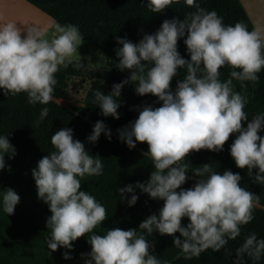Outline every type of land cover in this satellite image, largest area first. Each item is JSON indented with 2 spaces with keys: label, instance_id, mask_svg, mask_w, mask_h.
I'll use <instances>...</instances> for the list:
<instances>
[{
  "label": "clouds",
  "instance_id": "obj_1",
  "mask_svg": "<svg viewBox=\"0 0 264 264\" xmlns=\"http://www.w3.org/2000/svg\"><path fill=\"white\" fill-rule=\"evenodd\" d=\"M172 0H148L154 13L163 10ZM195 11L184 18L164 19L159 28L144 34L133 43L126 37H115L116 68L129 75L114 83L108 94L95 92L101 115L119 118L121 88L135 85L137 95L151 94L159 107L144 105L134 121L117 129L118 140L129 149L136 143L147 144L143 156L151 159L152 170L146 182H136L117 189L123 202L125 194L138 188L149 198L162 201L157 212L144 218L137 228L112 227L103 234L93 230L106 219V209L89 191L81 190V179L103 174L102 158L91 155L85 143L73 137V130L62 127L50 137L53 150L43 155L33 167L31 177L37 199L47 204L48 230L46 246L72 248V241L87 234L90 251L84 264H167L152 252L153 243L146 239L153 232L172 236V245L187 258L198 257L206 249L219 251L227 241L235 239L241 226L253 219V209L262 207L260 196L242 187L241 175L230 169L214 170L209 163L194 167L196 182L182 188L188 179L189 162H183L192 151L206 149L220 152L233 134L229 155L239 169L255 170L254 181L264 184V112L250 119L244 110L248 96L236 91L233 81L255 84L264 68V32L249 30L243 22L225 24L215 10H206L197 0H185ZM23 33V35H22ZM183 38L188 58L177 50ZM82 36L77 25H53L49 34L35 26L20 28L14 21L0 23V91L16 95L25 93L29 104L46 105L54 99L55 73L74 63H81L78 46ZM228 66V78L221 80V69ZM185 75L177 79L174 89L170 82L177 71ZM49 109L43 107L36 121L43 120ZM101 133L111 139V130L97 120L86 142L95 143ZM15 155L7 135H0V169L10 168L5 155ZM177 189H179L177 191ZM19 195L10 187L0 190V210L11 215ZM138 199L130 195L129 207ZM182 218L188 223L181 224ZM139 230V231H138ZM179 233V236L173 234ZM264 254V238L249 233L236 249L235 264L243 256L258 261ZM70 259L69 252L62 253Z\"/></svg>",
  "mask_w": 264,
  "mask_h": 264
},
{
  "label": "trees",
  "instance_id": "obj_2",
  "mask_svg": "<svg viewBox=\"0 0 264 264\" xmlns=\"http://www.w3.org/2000/svg\"><path fill=\"white\" fill-rule=\"evenodd\" d=\"M42 13L61 25L71 23L77 25L86 43L95 50L103 53L108 60L117 63L115 49L120 47L115 37H126L133 43L138 42L144 34L155 32L164 19L173 16L184 18L195 11L193 6L185 0H172L160 13H154L148 7V0H25ZM199 6L206 10H215L223 18L225 24L243 22L249 30L254 29L239 0H197ZM177 50L188 58L183 38L177 41ZM60 68L55 73L57 81L54 86V99L42 105L29 104L26 94H5L0 91V135H7L10 144L14 146L15 155L4 159L10 168L0 169V190L10 187L15 190L20 199L11 215L0 210V264H64L83 257L90 251L87 234L72 241L71 249L58 247L50 251L46 246L48 230L45 227L46 218L50 215L47 204L37 199L36 188L31 177V169L37 161L53 150L50 137L62 127L73 130V137L85 143L91 155L102 158L103 174L86 176L81 179V190L89 191L106 209V219L93 231L103 234L107 229L119 227L122 229L137 228L139 223L151 213L157 212L162 201L151 199L138 188L134 193L125 194L122 202L117 189L136 182H146L152 170L151 159L142 154L147 151V144L136 143L129 149L118 140L117 129L134 121L138 116V109L144 105L159 107L157 98L151 94L137 95L135 85L125 84L121 88V106L117 109L119 118L101 115L95 100V92L100 90L108 94L114 83H119L128 75L114 70L93 71L87 68H76L74 63ZM220 79L228 78L231 69L224 66L219 69ZM185 70L177 71V75L170 82V89H174L177 79H182ZM259 80L243 82L233 81L236 91L248 96L245 111L249 119L264 112V68L258 73ZM83 77L89 81L88 89L80 106L68 109L58 102L64 94L70 78ZM49 109L47 116L36 123L40 110ZM97 120H102L111 130V139L103 133L95 143L86 142L92 126ZM260 135H264L261 130ZM234 135L230 134L220 152L201 149L190 151L183 162H189L188 179L181 185L189 188L196 182L192 174L194 167L209 163L211 167L222 172L230 169L241 175L240 184L249 191L260 196L262 207L253 209V219L241 226V232L235 239H230L219 251L206 249L198 257L187 258L185 254L172 245V236L159 235L153 232L146 239L153 243L152 252L167 264H235L236 249L243 243L249 233L254 232L257 238H264V184L254 181L255 170L250 174L247 169L236 168L229 155V145ZM179 189H177L178 191ZM136 194L138 199L129 207L126 203L130 195ZM187 218H182L181 224H187ZM139 231V230H138ZM179 236V233L173 234ZM69 252L70 259H63L62 253ZM86 256V255H85ZM242 264H264V254L258 261L243 256Z\"/></svg>",
  "mask_w": 264,
  "mask_h": 264
},
{
  "label": "crops",
  "instance_id": "obj_3",
  "mask_svg": "<svg viewBox=\"0 0 264 264\" xmlns=\"http://www.w3.org/2000/svg\"><path fill=\"white\" fill-rule=\"evenodd\" d=\"M254 29L264 32V0H239ZM47 18L49 24H44ZM14 21L20 28L29 26L47 30L56 24L50 17L25 0H0V23ZM23 35V33H22Z\"/></svg>",
  "mask_w": 264,
  "mask_h": 264
},
{
  "label": "rangeland",
  "instance_id": "obj_4",
  "mask_svg": "<svg viewBox=\"0 0 264 264\" xmlns=\"http://www.w3.org/2000/svg\"><path fill=\"white\" fill-rule=\"evenodd\" d=\"M44 18V24L47 26L49 24ZM54 25V24H53ZM53 30V27L48 29V33L50 34ZM78 55L81 57V63H91L88 68L93 71H103L105 69H114L120 71L126 75H129L127 70L121 71L117 69L116 63L108 60L105 55L97 50H95L91 45L86 43L85 41L82 42L81 45L78 46ZM79 57H76L74 61H78ZM89 81L83 77H74L70 78L67 82V87L64 91V94L61 98L56 99L60 105L68 108L73 109L74 107L80 106L83 102V98L86 94L88 89ZM87 256H83L76 260H72L70 262L64 264H84Z\"/></svg>",
  "mask_w": 264,
  "mask_h": 264
}]
</instances>
